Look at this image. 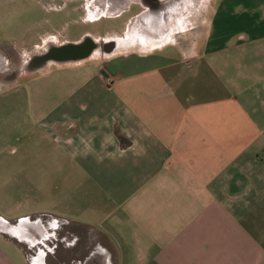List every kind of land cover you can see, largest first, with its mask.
<instances>
[{
  "label": "crops",
  "instance_id": "0c3cea01",
  "mask_svg": "<svg viewBox=\"0 0 264 264\" xmlns=\"http://www.w3.org/2000/svg\"><path fill=\"white\" fill-rule=\"evenodd\" d=\"M164 1L88 15L125 28L36 109L0 264H264V0Z\"/></svg>",
  "mask_w": 264,
  "mask_h": 264
},
{
  "label": "flooded vegetation",
  "instance_id": "af4514ba",
  "mask_svg": "<svg viewBox=\"0 0 264 264\" xmlns=\"http://www.w3.org/2000/svg\"><path fill=\"white\" fill-rule=\"evenodd\" d=\"M2 2L8 8L18 6L27 12L36 9L43 12L42 17H28L32 22L21 32L9 27L0 31V76L7 74V80L24 79L46 67L85 64L94 60L97 53L100 56L112 52L115 41L94 39L87 30L82 31L88 15L113 14L124 6H129V10L130 6L138 5L144 9L138 18L139 27L150 31L161 26L169 6L164 0H0ZM73 12H80V20H73ZM9 66L23 67L26 73L9 74Z\"/></svg>",
  "mask_w": 264,
  "mask_h": 264
},
{
  "label": "rangeland",
  "instance_id": "374dc122",
  "mask_svg": "<svg viewBox=\"0 0 264 264\" xmlns=\"http://www.w3.org/2000/svg\"><path fill=\"white\" fill-rule=\"evenodd\" d=\"M73 5L74 10L76 7L75 4ZM42 13L39 9L27 12L26 9L23 11L18 6L8 8L5 2H2L0 31L9 27L14 32H21L32 22L31 18L42 17ZM82 16L86 15L83 13ZM72 18L74 21L80 20V12H73ZM124 28V20L102 17L100 20H88L82 31L87 30L94 39L102 40L113 32L121 34ZM8 68H10L9 74L26 73L23 67ZM86 69L87 67H46L35 72L36 74L30 73L32 76L24 79L11 78L8 82H6L7 74L0 76V189H18L21 181L18 175L22 170L31 174V160L23 162L22 157L28 155L30 157L33 154L31 141L33 130L43 119L42 116L48 115L41 112H47V109L56 106H64L70 86L75 89L76 84L71 83L69 77L80 74ZM38 107L43 111L39 113L36 110ZM28 181L31 183V178Z\"/></svg>",
  "mask_w": 264,
  "mask_h": 264
}]
</instances>
